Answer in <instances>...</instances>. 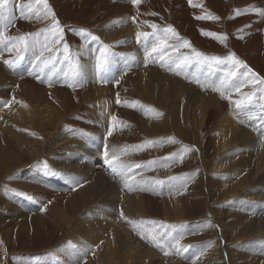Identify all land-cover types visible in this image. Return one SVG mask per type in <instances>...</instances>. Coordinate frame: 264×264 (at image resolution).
I'll return each mask as SVG.
<instances>
[{
    "label": "rangeland",
    "instance_id": "1",
    "mask_svg": "<svg viewBox=\"0 0 264 264\" xmlns=\"http://www.w3.org/2000/svg\"><path fill=\"white\" fill-rule=\"evenodd\" d=\"M119 1L126 3L132 0ZM157 1L158 0H140L139 3H136L138 5L141 4L139 12L136 10V15L142 16V18L146 19L148 22L158 23V26L152 29L157 33L164 31L167 34H175V39L179 42L178 44H180V47H177L176 50L179 54L177 58V54L174 52L175 50H171L175 55L170 57V51L165 48L166 43L170 41L168 37L165 39L161 38L157 43L158 46L155 48V51L152 50L153 43H149L147 37L142 39L136 37L133 45H138L140 48L142 61L144 62H141L142 66L147 67V65L150 66L153 64L151 68L159 77L165 78L168 76L165 86H168L167 84L169 83V87L179 84L185 88V90L178 87L175 88L176 94L179 96L181 95L180 101L176 104L178 107H182L181 100L186 97L189 98V108L197 107L209 101V104L211 102L217 103L218 108L225 112L231 107L234 101H239V104L236 103V112L240 109L241 115L237 114L238 127L234 130L235 136L232 137H234L235 141L238 143H246L245 147L247 149L229 158H224L221 164L227 163V165L222 166V171L217 169L218 160H221V158L218 160L216 159L217 145H215L214 138L210 140L208 136L212 133L213 137H215V135L223 136V129L221 127L217 128L216 126L219 122L218 113L209 117L208 112L198 110L192 120L193 123L186 124L185 119L190 116L185 118L183 114L185 110L177 109L175 123H180V126L176 125L175 127L172 125V122H169L170 126L166 127V129L160 131L152 130L150 133H146L145 128L149 127L146 123L138 127L136 122L137 117L139 118L141 113H143L144 115L141 116H145L143 118L146 119L148 114V112L146 113L145 109L142 108L145 103L148 104L146 110H151L153 107V111H163L167 115L168 112L165 110L167 108L160 104L155 106L152 102H145V100L141 99L144 98V94L141 91L131 93L129 79L127 80V78L129 75H131L130 78H133L136 74L134 73L132 76L131 61H125V55H122L120 51L117 54L119 57H117V59L123 66H121V69L115 70L114 81L116 82L113 81V84H115V86L118 85V89L120 88L119 103L115 100L117 105L119 104L117 106L118 114L115 117L116 119H112L109 121L110 124L103 125V127H101L102 124L98 123V120L94 121L92 117H87L86 119V116L82 115L86 112H79L77 108H79L80 103L93 98L87 96L89 93L88 89H98L100 87L97 82L87 83L88 80H85L81 85L80 91L76 92V84L75 79L72 78V70L77 66L74 65L75 63L79 65L77 70H80V66H82L83 63L82 59L79 60L80 55H78L77 45L83 41L86 42L90 34L96 36L95 33H97L98 39L94 43L93 40H89L90 47H84L83 49H86L88 53L93 55L88 67L99 74V68H97L98 59H103L100 50L103 46L110 44L112 41H110L111 39H107V42H105V39L99 34L100 32L97 31V27L100 21L110 20V16L113 14L110 10L111 0H10L5 8V15L9 18V22L0 24V34H2L0 35V41H2L0 42V81H4L5 83L9 82L8 84L12 90L22 87L26 103H30L34 108L39 102L42 107L46 106V103L48 105H56L53 102L51 103L44 95V92H48L54 88L58 89L60 92L62 90H69L72 91L71 94H80L82 97L85 96L82 99L78 98V103L76 104L77 110L70 109L64 114L67 119L65 123L67 127L64 131L65 133H63L67 134L68 132L67 136L69 135L70 137L66 135L63 136L64 134L61 133L62 135L60 134L54 144L60 143L66 138L71 142L75 137L73 135L71 136L70 133L75 130V127H77L78 130H80L79 127L88 130L89 123H93V127H90L87 132L88 136L97 140L100 147L103 149L102 151L107 153L105 154L106 157L100 156L99 159L92 158L88 153H85V159L78 162L76 160L77 157H72L71 159L67 158L71 164L76 162V165H72L65 173L58 174L56 181L54 180V175L56 173L55 168L47 165L50 161L51 154L44 150V152L40 154L39 161H36L38 158L34 159L32 156L35 153V151H33L35 147H43L48 144L47 138L42 137L39 141H32L30 145L26 144V150L23 149V151L19 153V158L25 160L24 164L17 163L14 165L13 163L16 161L10 159L12 154L8 160L3 155L0 156V264H38L41 257L45 256V254L48 257L52 255L57 260L61 261L65 259L64 257H66L68 247L77 249V252H84L85 259H87L86 263L88 264H122V262L126 264H232V261H229L231 259L234 261L237 259L238 261H235L237 264H256V260L260 259L261 261V259L264 258V251H262V249H255L254 252L250 249V247H254L258 243L260 245L264 244V167L259 165V161L257 162L256 160L259 156L262 157L264 154V47H260V44H258V47H254L253 43L247 42L251 35L260 31V27L257 25L253 29L247 28V25H245L243 21L244 24L241 22L239 26L236 25L238 26L235 29L234 36L236 37L231 39L230 34L232 33V28L225 29L222 27H213L210 24L211 19L208 12L189 11L188 8L184 6L187 4L186 0H176L177 9L180 13V22L184 26L191 25L198 33L199 40L202 44L200 48L193 45L186 46L185 38L177 37L179 27L176 25L173 27L172 23L164 21V14L160 10ZM212 1L214 10H216L217 13H221L223 17L227 13H230L228 12L230 10H247L255 6L263 7L261 4L253 6V2L243 1L242 3L241 1L238 2V5H234L233 8L226 0ZM132 4L131 2V5ZM129 7L131 10H134L132 6ZM25 10L26 15L24 16L23 12H25ZM134 13H132L131 18L130 16L129 18L135 21ZM208 18L210 20H208ZM159 22H161V24H159ZM150 32L152 33V31ZM205 33L219 34V36L226 38L220 39L218 36ZM21 36L25 38L23 42L16 39ZM149 38L152 37L149 36ZM75 43L78 44L75 45ZM94 46H96V49L93 48ZM107 50H109V48ZM183 53L187 58L185 60L182 56L184 55ZM197 53L202 55H197ZM168 56L171 59H169ZM37 57H40V59L38 60ZM245 57L258 58L256 66H258L259 69L257 70L251 67L246 62ZM77 58L79 61H77ZM179 58H181L183 63L179 62ZM144 60L148 64L145 63ZM20 63L24 65V69L21 71L19 67L17 68V64ZM127 65H129V68H125ZM202 67H209L208 69L210 71L216 73L219 70H222L225 74L228 72L229 74L227 75L230 76V78L233 77V75H230V70L232 72H234V70L237 72L235 73L236 77L241 75V73H239L241 69L246 70L248 72L247 74H251L252 77H254V81L250 86L252 92L247 97L242 98L239 97L238 94L234 95V91L230 90L229 92L227 88H224L225 97L227 96L225 99L229 101V103H227L228 106L224 107L223 104L225 103L223 102V96L219 94L221 91L218 90V92H216L218 88H215L216 90L214 89L216 85H214L212 79L209 78H212V74L202 70ZM23 75H25V77H22ZM52 75H57V80L53 82L50 81L49 77ZM170 77L173 81L170 80ZM36 80L38 82L32 84V82ZM120 80L123 85L120 83ZM202 81H205L203 82L205 85ZM211 82L213 83V87H211ZM17 84L20 86L18 87ZM84 84H87V86ZM124 84L128 89L124 87ZM208 84L209 87H206ZM24 85L34 86L38 91L31 94L24 88ZM169 87H167L168 92ZM171 87L173 88V86ZM12 90H10V94L13 93ZM13 96L15 95H12V97ZM68 96H70V94L66 97ZM4 97H6V95H4ZM201 97L203 98L201 99ZM256 98H258V100ZM96 102L97 100H95V103ZM168 104H171V100H168ZM253 107H256L257 111L254 117L263 116V121L259 122L263 128L260 134L258 133L260 128L255 123L249 122L248 119V112L253 113ZM242 108H245L246 112H243ZM101 110L102 108L99 109V113L105 117L106 114ZM252 121L254 122V119ZM53 123H55V121ZM46 125L47 128H44L43 131L50 136L51 133H49V130L51 129V132H53L56 125L50 122H46ZM109 132H111L116 139L109 138ZM41 136L42 134L39 133L38 137ZM238 139L240 140L238 141ZM253 141H258V143L254 145L252 143ZM30 150H32L31 152L33 154ZM257 151H260L258 156ZM112 152L113 154H111ZM59 158H61V156H59ZM71 160H73V162ZM97 160H101L102 162H98ZM259 160L262 161V159ZM11 163L12 166L7 168V165ZM106 163L109 165L111 164V167L105 165ZM236 163L247 166L245 171L246 175L249 173L245 181L246 186H241L242 188L227 186L223 181V179L233 180L235 178V176L229 173V170L231 169V165ZM32 165H37L38 171L41 172L42 170L40 169H45L46 166L52 170L53 173L50 178L52 182L49 184H59L62 181H66L67 184H70V186L61 184L57 187H59L60 191H63L65 196L68 194L66 196L68 199L71 194L76 191L79 195V202L83 199L86 204L83 211L77 214L76 212H70L69 209L66 210L67 212H64V214H58L53 208H50L49 205L47 206L46 203H41V200L35 199L32 194L27 193L22 187L16 186L13 183L11 184V182L8 181L13 174L18 171H25L32 167ZM28 166L29 168H27ZM139 168L143 170H140L138 173H133ZM88 169L91 172L88 173L90 177L87 175V182H80L82 180L80 173ZM61 171L64 172V170ZM127 174L130 176L126 177ZM208 174L214 175V186H209ZM135 175L142 178L144 183L145 181L147 182V187L149 186L151 192L150 197L153 196L152 198H154V203L151 202L144 206V208L146 207L149 209V217L156 221L161 220L163 225L161 224L160 229L158 227L157 230L161 231V228L163 229L164 227L161 231L162 235L164 233L166 237H170L171 241H174L173 243L176 245L171 252L166 254L168 257L163 258L162 261L158 259L162 251L158 253L156 247L153 249V255L157 256L153 258L149 256L151 253L150 251L147 252L146 249L152 247V245H146V243H150L149 241L143 243L146 239L142 236H139V239L142 240L140 241L142 242L140 245L143 246L142 249L133 250L131 253L144 255L137 258L133 257L131 261H124L123 255L127 252H124L116 246L112 230L109 229V233H106L104 228L100 227L99 221L97 220L98 215L100 216L104 208H107L106 206L99 207L106 198H109L111 201L113 200V202H117L119 199L116 198L115 200V196H113L114 193L123 198L133 197L134 190L131 188V185L126 182L137 179ZM178 179H183L187 181L188 184L184 182L182 184ZM197 179L201 180L204 185L203 192L201 193L198 192L193 184ZM166 183L171 184L167 190L172 192V194L175 193L176 195L173 194L175 197H180L183 202L182 206L185 209L174 206L172 199L173 195L164 190L163 186H166ZM49 184L42 186L44 191L40 192L44 193L45 197H47L45 189L49 187ZM89 186L92 187L90 188ZM31 187L33 189L38 188L37 186ZM84 187L87 189H84ZM98 187L103 188L100 189ZM173 187L174 189H172ZM63 189H65V191ZM231 189L234 192H231ZM258 190H260V192ZM235 191L237 193H235ZM255 191H257L258 194L260 193L259 196H257V192L255 193ZM247 192L249 194H247ZM261 194L263 195L261 196ZM250 195L252 197H250ZM162 199L166 200L162 201ZM31 200L37 201L38 206H33L35 204L32 205ZM149 201L152 200L149 199ZM164 202L169 206L165 207ZM93 207H97L101 211L98 213ZM174 208L176 216H178L177 218H173ZM90 209L93 214L89 213V217H84V212ZM114 209H116V211L118 210V205L116 203ZM181 210H186V212L182 214L183 216L181 215ZM41 211H48L46 218L41 219L42 222L35 218L36 215H40L39 213ZM170 215L172 218L169 217ZM113 216L115 215H112V217ZM228 218H230L229 221L231 220V222L226 220ZM123 220L124 223L131 226H129L130 229H140V223H131L129 218ZM246 224L247 226H244ZM13 226H15L16 230L13 233L12 240H10L6 230H10L9 228ZM177 227H179L180 230ZM182 228L184 229L182 230ZM250 228L252 230H250ZM258 228L260 230H258ZM234 231L241 233L238 234ZM179 233H183L182 238ZM258 233H262L263 235L259 234L257 236ZM183 238H185V240ZM250 239L254 240L251 241ZM187 240L189 245L188 248L184 249L182 244ZM11 241L12 245L9 243ZM177 243L179 244L177 245ZM113 244L116 246L115 250L111 248ZM197 245L202 247L200 252L195 250ZM246 246L248 250L245 248ZM193 247L194 249L192 251ZM176 250L178 253H176ZM189 251L190 254L188 255L187 253ZM250 251L252 253H250ZM183 253H186L185 256ZM234 253H236L235 257ZM262 262L263 259L261 263ZM73 264L81 263L78 260H73Z\"/></svg>",
    "mask_w": 264,
    "mask_h": 264
},
{
    "label": "bare ground",
    "instance_id": "2",
    "mask_svg": "<svg viewBox=\"0 0 264 264\" xmlns=\"http://www.w3.org/2000/svg\"><path fill=\"white\" fill-rule=\"evenodd\" d=\"M186 1H187V4L184 6H186L189 11L208 12V15L211 19V22H210L211 26L217 27V28L222 27L225 29L232 28V30H231L232 33L230 34L231 39L236 37V36H234L235 35V29L239 26V24L241 22L243 23V21H244L245 25H247V28H251V29H253L254 27H256L258 25L261 28V29L259 28L260 31L258 33L256 32L254 35H251L247 42H250L251 44L253 43L254 47H258V44L261 45L260 47H264V16H262L260 14V11H259V10H264V0H226L227 2H229L233 6V8H234V5H238L239 4L238 2H241V1H242V3H243V1L253 2V4H254L253 6H255L257 4L258 5L261 4V6H263V7L255 6V7H252L250 9H247V10H236V9L234 11L230 10V11H228L230 13H227L224 17L221 13H219V12L217 13V11L214 10V8H213L214 4H213L212 0H186ZM131 2L132 1L124 3V2H120L119 0H111L110 10L113 12V14L110 16V20L109 21L103 20V21L99 22V26L97 27V29H98L97 31L100 32L99 34L102 36L103 39H105V42H107V39H111L110 41H112L110 44H107L109 47L104 48V46H103L100 50V53H102V51H103L104 55H107L109 57L110 62L107 64V66L104 69H102V70L99 69V74H97L94 70H92L91 68L88 67V64L91 63V58L93 57V55L91 53H88L86 49H83L84 47H90L89 40H93V43H94L98 39L97 33H95L96 36L95 35L93 36L92 34H90L88 36V40H86L87 38L85 39L86 42L83 41L79 45H77V51L79 53L78 55H80L79 60L82 59L83 63H82V66H80V70H77L78 75H76L75 77L72 76V78L75 79V84H76L75 90H77L76 92L80 91L81 85L84 83L85 80H88L87 83L97 82L98 86L100 87V88H98L99 90L97 88L88 89L89 93L87 94V96H91L93 98L88 99V100L84 101L83 103H80L79 108H77V106H76V104L78 103V98L82 99L85 96L82 97V95H80V94H71L72 91H69V90H66V91L62 90L60 92L56 88L51 89L48 92H44L45 97L48 98L51 103L53 102L56 105H52V104L48 105L46 103V106L42 107V105H40V102H39L37 104V106L34 108V107H32V105L30 103H26L25 96L22 92V87H19L20 85L17 84L19 88L18 89L15 88V90H12V88H10V86L8 84L9 82L5 83L4 81L3 82L0 81V156L3 155L8 160V158L12 154L10 159H12V160L14 159V161H16L13 163L14 165H16L17 163L18 164H20V163L24 164L25 160L19 158L20 157L19 153L22 152L23 149L26 150V144L30 145V143L32 141H39V140H41L42 137L47 138L48 144L46 146L35 147L34 149L32 148L33 151H35L34 154L31 152L32 150H30V152L33 154L32 156L34 159L38 158L36 161L40 160V154L42 152H44V150L51 154L50 161L47 165L55 168V171H56V173L54 175L55 181L57 180L58 174H63L72 165H76L75 164L76 162L71 164V162H69L68 161L69 159L67 160V158L71 159L72 157H77V159H76L77 162L82 161V159L83 160L85 159V156H84L85 153H88V155H90V157L92 156V158H95V159H99L100 156L104 157L107 152L104 153V151H102L103 149L100 147V144L98 143V141L89 137L88 133H87L89 128L93 127V123L88 122L89 123L88 130H84L81 127H79L80 130H78V128L75 127V130L72 133H70L71 136L73 135L75 137L71 142H69V139H67V138L63 139L61 142L59 141L60 143L56 142L57 144H54V142L56 141V139L59 138L60 134L66 130L67 124H65V123L67 122V119L65 118L64 114H66L67 110L77 108L79 110V112L85 111L86 113H84L82 115L86 116V119H87V117L88 118L92 117L94 119V121L98 120V123L102 124L101 127H103V125L110 124L109 121H111L113 117L117 116V114H118L117 106L119 104L117 105L116 101L119 98V89L120 88L118 89V85L115 86V84H113V81L115 79L114 78L115 77L114 76L115 70H118L119 68L121 69V66H123V64L119 63L118 59H117V57H118L117 54L119 51L122 53V55H125V58H126L125 61H131L130 64L132 66V69H131L132 76L134 75V73L136 74L135 77H133V78H130L131 75H129V74L131 72L129 74H127V75H129L127 80L129 79V84H130L129 86L131 89L130 90L131 93L132 92L135 93V91H139V92L141 91L144 94V96H143L144 98H141V99L145 100V102L149 101V102H152L155 106L157 104H160L161 106L167 108L165 110L168 112V115L165 114L163 111L162 112L153 111L154 110L153 107H152L153 110L150 108L152 111L146 110V108H148V107H146L148 104L147 103H145V104L140 103V104H144V106H142V108H144L146 113L148 112V114L146 116V119L143 118L145 116H143V117L141 116V115H144L143 113H141V115H140L141 118L137 117L136 122H137L138 127H140L142 124L146 123L149 126V127L145 128L146 133H150L152 130L153 131H160V130L166 129V127L170 126L169 122H172V125H174L175 127H176V125L180 126L181 125L180 123H175V117H176L177 109L185 110L183 112L185 118L190 116L189 118L185 119L186 124H192L193 123L192 120L194 119L195 114L198 112V110L203 111V112H208L209 117L213 116L215 113H218L219 122L217 123L216 126H217V128L221 127L223 129V131H222L223 136H221V135L216 136L215 135V137H213V133L210 134V136H208L210 140H212L214 138L215 145H217V149H216L217 150L216 151L217 158L216 159L218 160L219 158H221V160H218L217 169L222 171L223 170L222 166L227 165V163H225L223 165L221 164V162H223L224 158H229V157L234 156L237 153L247 149L245 147V144H246L245 142H244L245 144L238 143L235 141L234 137H232V136H235L234 130L238 127V124H237L238 116H237V114L241 115L240 109H239V111L237 110V112H236V103H237L236 101H234L232 103L231 107L228 108V110H226L225 112H223L222 110H220L218 108L217 103L211 102L209 104V101L208 102L206 101L205 103H202L201 105H199L197 107L189 108V105H188L189 98H186V97L183 99L181 98L182 99L181 100V106L182 107H178V105H176V104L178 101H180L181 95L179 96L178 94H176L175 88L178 87L182 90H185V88L180 86L179 84H176L175 86L171 85V86H173V88L171 86L169 87V83L167 84L168 86H165V83L167 82L166 78L168 76L165 78L161 77V76L159 77L157 75V73H155L151 68L153 66V64L150 66L147 65V67L142 66L141 62H143V61H142V57H141L140 48L138 45H133L136 37H138L140 39L147 37V41L149 43H153L152 50L157 48V46H158L157 43L161 40V38L165 39L168 37L170 39V41L168 43H166L165 48H166V50L170 51V57L177 54L176 56L178 58L179 52H177L176 50H177V47H180V44H178L179 42L175 39V34H173V33L167 34L164 31L157 33L155 30H152L153 29L152 25H156V27H157L158 23L148 22V21H146V19L142 18V16H137L136 10H137V12H139L141 4L138 5V4L132 2L133 4L131 5ZM157 4H159L160 10L164 14L165 20L164 19L163 20L172 23L173 27H175V25L179 27L177 37L179 36V37H182L183 39L185 38L184 40H185L186 46H188V45L192 46L193 45V46H197L200 48L202 44H201V41L199 40V36H198V33L196 32V30L191 25H188V26L185 25L184 26L180 22V20H181L179 18L180 13L177 9L176 0H158ZM129 6H132L134 8V10H131ZM132 13H134L133 15L135 16L134 17L135 21L130 19ZM138 14H140V13H138ZM23 15L24 16L26 15V10H25V12H23ZM129 16H130V18H129ZM210 19L208 18V20H210ZM159 24H161V22H159ZM236 25H238V26H236ZM160 27H163V26H160ZM150 31H152V33ZM159 31H160V28H159ZM144 34H146V35H144ZM149 36H151L153 39L149 38ZM244 42H246V41H244ZM258 42H260V43H258ZM102 43H104V42H102ZM76 44H78V43H75V45ZM96 46H94L93 48L96 49ZM108 48H109V50H107ZM171 50H173V51L175 50L174 51L175 54H174V52H171ZM164 52H167V51H164ZM176 56H175V58H176ZM182 56L184 57V60H185L186 55L184 54ZM168 57H166V58H168ZM170 57H169V59H170ZM102 58H103V56H102ZM121 59H123V58H121ZM179 59H180L179 62L183 63V61H181V58H179ZM257 59L258 58L245 57L246 62L251 67H254L255 69L258 70L259 68H258V66H256ZM79 60L77 58V61H79ZM125 61H123V62H125ZM145 63H147V62L145 61ZM77 64L78 63H75L74 65H77ZM144 65H146V64H144ZM18 67L20 68V71L23 70L24 69L23 63L17 64V68ZM125 68H129V65L125 66ZM125 68H122V69H125ZM208 68L209 67H202V70L212 74V78L209 76L208 77L210 79H212V82H214V85H216L214 87V89L218 88L216 92H218V90L221 91L219 94L223 96L224 100L222 98H220V99H222L225 104L229 103V101H227L225 99L227 96L225 97L224 88H227L229 92H230V90L234 91V95L238 94V96L242 97V98L247 97L252 92V89L250 88V86L254 81V77H252L251 74H247L248 72L246 70L241 69L239 72V73H241V75H239V77H236L235 75H233V77L230 78V76L227 75V74H229L228 72H227V74H225L222 72V70H219L216 73V72L210 71ZM197 69H198V67H197ZM212 69H214V68H212ZM105 70H106V72H105ZM229 72L232 73L231 70ZM234 72L237 73L235 70H234ZM125 74H126V72H125ZM11 75H13V74H11ZM162 76H164V75H162ZM22 77H25V75H23ZM171 77H170V80H172ZM49 79H50V81L53 82L54 80H57V75H52L49 77ZM130 79H131V81H130ZM121 80H120V83H121ZM172 81H170V82H172ZM206 81H207V79H206ZM36 82H38V81L36 80V81L32 82V84H35ZM114 82H116V81H114ZM203 82H205V81H202V83ZM125 84H124V87L127 88V86H125ZM84 85L87 86V84H84ZM167 87H169V92L167 91ZM206 87H209V84ZM211 87H213V83H212ZM238 87H239V89H238ZM24 88L31 94H34L38 91L36 89V87H34V86L24 85ZM10 90H12V92H13L12 94H10ZM253 91H254V89H253ZM263 91H261V92H263ZM55 94H59V95H55ZM68 94H70V96L66 97ZM4 95H6V97H4ZM12 95H15V96L12 97ZM54 95H55V97H54ZM202 98L203 97H201V99ZM256 99L258 100V98H256ZM95 100H97L96 103H95ZM168 100H171V104H168ZM31 102H33V101H31ZM193 102H194V100H193ZM41 104H42V102H41ZM198 104H199V101H198ZM225 104H223L224 107H227L228 104L227 105H225ZM32 108H34V109H32ZM101 108L103 110V113L106 114L105 117L99 113V109H101ZM245 108H242L243 112H246ZM160 109H162V108H160ZM256 112H257L256 107L255 108L253 107V113L248 112V119H249V122L255 123L260 128V130L258 131V133L260 134L262 132L261 129H263V128L259 122L263 121V118H262L263 116L260 117L261 116L260 115L258 117H254ZM120 113H122V112H120ZM69 114H71V113H69ZM190 118H191V120H190ZM253 119H254V122L252 121ZM54 121H55V123H53ZM46 122H50V123L56 125V128L53 132H51V129L49 130V133H51L50 136L43 131L44 128H47ZM62 122H64V123H62ZM32 129H33V131H32ZM240 130H242V129H240ZM39 133L42 134L41 137H38ZM67 134H68V132H67ZM67 134H64L63 136H65V135L67 136ZM77 138H79V139H77ZM109 138L114 139L115 136L111 133ZM239 140L240 139H238V141ZM252 143L254 145H256L258 143V141L257 142L253 141ZM255 148H257V147H255ZM5 149H8V150H5ZM28 150H29V148H28ZM124 153H126V152H124ZM259 153H260V151H257V156L259 155ZM111 154H113V152ZM59 156H61V158H59ZM15 157H17L19 159L15 158ZM259 159H262V161ZM73 160H71V161L73 162ZM256 160H257V162L259 161V163H260L259 165L264 167V154L262 155V157L259 156ZM97 161L102 162L101 160H97ZM239 162H240V160H239ZM69 163H70V165H69ZM105 165L110 166L111 164L109 165L108 163H106ZM10 166H12V163L10 165H7V168H10ZM27 168H29V166ZM246 168H247V166H243L240 163H236V164L231 165V169L229 170L230 171L229 173L231 175L235 176V178L233 180L223 179L224 184H226L227 186H234V187L236 186L237 188H242L241 186H246L245 181H246L247 175L249 174L248 173L246 175V172H245ZM40 170H42V172L38 171L37 165H32V167H30L29 169H27L25 171L22 170V171H18L17 173L13 174L8 179V181H10L11 184L13 183L16 186L22 187L24 190H26L27 193L32 194V196L35 199L41 200V203H44V204L46 203L47 206L49 205V207L53 208L58 214H62V213L64 214V212H67L66 210H69V209H70V212H73V213L76 212L77 214L83 211L84 206H86V204H85L83 199L79 202V200H78L79 195L76 191L73 194H71V196L69 194L70 198L68 199L66 197L68 194L65 196L63 191L62 190L60 191L59 187H57V186H60L61 184H65L67 186H70V184H67L66 181H62L59 184H49L52 182L50 179L51 175L53 173L52 170H50L47 166L45 169L41 168ZM61 170H64V172H62ZM140 170L142 171L143 169L139 168L138 170L134 171L133 173H138V172H140ZM39 172H40V174H39ZM89 172H91V171L88 169L87 171L80 173V176L82 178V180L80 178V180H81L80 182H87L86 180L88 178L87 175ZM30 175H31V177H30ZM128 176H130V175L127 174L126 177H128ZM195 176H196V173H195ZM207 176H208V180H209L208 184H210L209 186H214L215 185V181L213 179L214 175L208 174ZM135 178H137V179H134L131 182H126V183H129L131 185V188L134 190L133 197L123 198L122 196L114 193L113 196H115V200H116V198L119 199L117 202H113V200L111 201L109 198H106V200H104L102 205H99V207L100 206H104V207L106 206L107 208H104L105 212L102 210L103 213L102 214L100 213V216L96 213L98 215L97 220L99 221L100 227L104 228V231L106 233H109V229L112 230L115 241H116V246L119 249L123 250L124 252H127L123 255L124 261H126V260L131 261L133 259V257L137 258V257H142L144 255V254H137L136 255V254L131 253V252H133V250H140L143 247V246H140L142 243L140 241H142V240L139 239L140 238L139 236H142L143 238L146 239V241H144L143 243L149 241L150 243H148V244L146 243V245H149V244L152 245V247L146 249L147 252L150 251L151 255L149 254V256L151 258L157 256V255H153V249H155V247H156V250L158 251V253L160 251H162V252H160L159 258H158V259H160V261H162L163 258L168 257V255H166V254L171 252V250L176 245L173 243L174 241L173 242L171 241L170 237H166L164 235V233L162 235L161 231L164 229L163 226H162L163 229L161 228V231L157 230L158 227L160 229V226L162 224L161 220L156 221L154 219H151V217H149V215H150V213H148L149 209L146 207L144 208V206L151 203V202L154 203V198H152L153 196L150 197L151 192H150L149 186L147 187V182L145 181V183H144V181H142V178H140L138 175ZM178 181H180L182 184H183V182L187 183V181H184L183 179H178ZM263 181H264V179H263ZM97 182H95V183H97ZM172 182H173V180H172ZM143 183H144V185H143ZM46 184H49V187H47L45 189V193L47 194L48 198L44 196V193H40V192L44 191L42 189V186H45ZM193 184H194L195 188H197L198 192H200V193L203 192V186L204 185L202 184L201 180L197 179V181L195 183L193 182ZM51 185H55V186H51ZM170 185L171 184L168 183L166 186H163L165 192H168V193L170 192L167 190V188ZM31 186H37L38 188L33 189ZM85 187H84V189H87ZM89 187L91 188L92 186H89ZM98 188H100V187H98ZM101 188H103V187H101ZM172 189H174V187ZM233 189H236V188H233ZM244 189H247V188H244ZM63 190L65 191V189H63ZM249 190H250V188H249ZM258 191L260 192V190H258ZM231 192H234V191H232V189H231ZM256 192L257 191H255V193ZM104 193H105V191H104ZM170 193L172 194V192H170ZM235 193H237V192L235 191ZM173 194L176 195L175 193H173ZM247 194H249V193L247 192ZM259 194L257 192V196H259ZM174 195L172 197L173 202H174V206L177 208L185 209L182 206L183 202L181 201L180 197H178V196L175 197ZM233 195H234V193H233ZM262 195L263 194H261V196ZM169 196H171V195H169ZM261 196H260V198H261ZM167 197H168V195H167ZM245 197H247V196H245ZM250 197H252V196L250 195ZM248 198H249V196H248ZM149 199H151L152 201H149ZM165 200L166 199H162V201H165ZM253 200H256V199H253ZM121 201H123V202H121ZM31 202H32V205L35 204L33 206H38L37 201L31 200ZM173 202H171V203H173ZM115 203L118 205L117 211H116V209H114ZM160 203H158V204H160ZM236 203H238V202H236ZM109 206H111V207H109ZM164 206L168 207L169 205L164 202ZM93 209H95L96 212H98V213H99V211H101L97 207H93ZM231 210H233V209H231ZM184 212H186V210H181V215ZM89 213H92L91 209L89 211L84 212V217H89L90 216ZM39 214L40 215H36L35 218L37 220L41 221V219L46 218V215H48V211H44V212L41 211ZM112 215H115V216L112 217ZM254 215H255V213H254ZM240 216H241V214H240ZM50 217H51V215H50ZM169 217L172 218L171 215ZM169 217H167V218H169ZM174 217L175 218L178 217V216H176L175 208H174L173 218ZM125 218H129L131 223H140V229H138V228L137 229H134V228L130 229L131 226L124 223L123 219H125ZM169 219H167V220H169ZM229 219L230 218H228L226 220L229 221ZM251 221H252V219H251ZM262 221H263V219H262ZM229 222H231V220ZM247 224L244 226H247ZM177 228L179 229V227H177ZM259 228H258V230H260ZM9 229L10 230H8V231L6 230V232L8 233L10 240H12L13 233L16 229H15V226L10 227ZM183 229L184 228H182V230ZM238 230H240V229H238ZM250 230H252V229L250 228ZM229 232H230V230H229ZM262 232H263V230H262ZM235 233H238V232H235ZM239 233H241V232H239ZM256 233H257V230H256ZM182 234H180L181 238H182ZM259 234H262V233H258L257 236ZM183 239L185 240V238H183ZM251 239H252V237H251ZM253 240H251V241H253ZM187 242H188V240L184 241L182 244V247L184 249L188 248L189 244ZM9 243L12 245V241ZM235 243H237V242H235ZM178 244L179 243H177V245ZM252 244H254V243H252ZM116 246L113 244V245H111V248L113 250H115ZM204 247H206V246H204ZM245 248H247V246ZM74 249L75 248L72 249V248L68 247L66 257H64L65 259H62L61 261L57 260L52 255H50L48 257L45 254V256H43L40 259L38 264H73V260H78L81 264H88V263H86L87 259H85L84 252H77L76 251L77 249H75V250ZM193 249H194V247L192 248V251H193ZM201 249H202V247H200L198 245L195 247V250L198 252H200ZM250 249L252 250V252H254L255 249H257V250L262 249V251H264V244L260 245L258 243L254 247H250ZM247 250H248V248H247ZM252 252L250 251V253H252ZM176 253H178V251ZM236 253H238V252H236ZM236 253H234V257H235ZM185 254H184V256H185ZM187 254L189 255L190 251ZM209 254H210V252H209ZM181 255H180V257H181ZM170 259H172V258H170ZM262 259H263V262L261 263ZM262 259H261V261H260V259L256 260V264H260V263L264 264V258H262ZM229 261L230 262L232 261V264H237L233 259H231ZM174 262H175V260H174ZM122 264H126V263L122 262ZM210 264H212V263H210Z\"/></svg>",
    "mask_w": 264,
    "mask_h": 264
},
{
    "label": "snow or ice",
    "instance_id": "3",
    "mask_svg": "<svg viewBox=\"0 0 264 264\" xmlns=\"http://www.w3.org/2000/svg\"><path fill=\"white\" fill-rule=\"evenodd\" d=\"M9 2H10V0H0V24H6L7 22H9V18L5 15V8H6V5L9 4ZM132 2L133 3H139L140 0H132ZM49 11H50V9H49ZM259 11H260V14L262 16H264V10H259ZM199 18H203V17H199ZM152 27L155 28L156 25H152ZM205 34L218 36L220 39L226 38V37H223V36H219V34H212V33H205ZM0 35H2V34H0ZM144 35H146V34H144ZM16 39H18L19 41L23 42L25 38L23 36H21V37H18ZM0 42H2V41H0ZM107 47H108L107 45L104 46V48H107ZM153 51H155V49H153ZM101 55L103 56V59L102 60L98 59L97 68L102 70L110 62V59H109V57L107 55H104L103 51H102ZM197 55H202V54L197 53ZM37 59L39 60L40 57H37ZM78 67H79V65L77 64L76 68H74L72 70V75L74 77L76 75H78V71H77ZM230 75H235V72L230 73ZM117 103H119V100H117ZM237 103L239 104V101H237ZM112 119L115 120L116 118L113 117ZM109 135H111V132H109Z\"/></svg>",
    "mask_w": 264,
    "mask_h": 264
},
{
    "label": "crops",
    "instance_id": "4",
    "mask_svg": "<svg viewBox=\"0 0 264 264\" xmlns=\"http://www.w3.org/2000/svg\"><path fill=\"white\" fill-rule=\"evenodd\" d=\"M34 257H35V256H34ZM38 257H39V256H38ZM38 257H37V258H38ZM35 258H36V257H35ZM41 258H42V257H41ZM54 258H55V257H54Z\"/></svg>",
    "mask_w": 264,
    "mask_h": 264
}]
</instances>
